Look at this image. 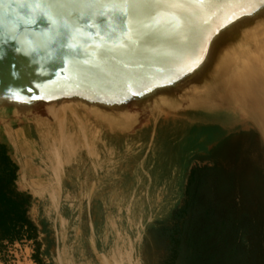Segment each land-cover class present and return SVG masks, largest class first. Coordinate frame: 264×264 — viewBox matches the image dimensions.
Returning a JSON list of instances; mask_svg holds the SVG:
<instances>
[{"label":"water","instance_id":"obj_1","mask_svg":"<svg viewBox=\"0 0 264 264\" xmlns=\"http://www.w3.org/2000/svg\"><path fill=\"white\" fill-rule=\"evenodd\" d=\"M263 54L260 0H0V124L63 97L135 119L110 130L157 109L219 123L230 106L189 105L190 92L213 93L219 59L232 68ZM162 97L179 107H153Z\"/></svg>","mask_w":264,"mask_h":264},{"label":"trees","instance_id":"obj_2","mask_svg":"<svg viewBox=\"0 0 264 264\" xmlns=\"http://www.w3.org/2000/svg\"><path fill=\"white\" fill-rule=\"evenodd\" d=\"M190 149L196 163L189 166L188 158L176 165L182 169L184 164L187 170L180 199L144 229L142 262L264 264V145L258 131L233 130L203 149L205 153ZM246 167L251 183L243 173ZM18 177L13 147L0 132V262L7 264L14 257V244L29 242L33 263L44 264L52 240L45 226L32 218L34 199L18 188Z\"/></svg>","mask_w":264,"mask_h":264},{"label":"crops","instance_id":"obj_3","mask_svg":"<svg viewBox=\"0 0 264 264\" xmlns=\"http://www.w3.org/2000/svg\"><path fill=\"white\" fill-rule=\"evenodd\" d=\"M190 115L192 114H185L181 119L190 121L192 120ZM63 120L68 126L67 116ZM193 122L192 125L199 129L215 124H204L198 117L194 118ZM62 125L59 133L61 128L65 131L66 125ZM158 125L159 123L156 126L152 125L149 138L144 140L138 136L145 131V126L130 132L107 130L96 127L84 114L70 108V135L65 132L70 137V160L63 166L58 195L43 188L31 189L34 182L43 178L40 173L41 158L45 156V148L49 144L44 141V145L37 138L39 144L33 145L32 142H36V139L29 124L22 122L12 123L8 128L2 126L1 133L12 145L19 165L18 188L32 195L34 201L30 214L39 227L45 226L52 240L51 246L43 254L44 264H51L54 260L59 264L58 252L64 251L68 244L80 240V238L70 240V233L62 232L61 227L65 226V223L69 229L74 223L81 224L82 251L90 262L93 256L96 258L97 254L104 250L105 245L116 242V238L122 233V229L118 228L123 225V213L129 211L131 214L130 219L128 215L126 216L125 225L137 227L143 222L147 225V222L145 215H133V212H138L140 209L136 206H150L155 202L154 197L158 194L161 197L157 198L156 206H174L177 203L186 181L187 170L184 164L182 169L175 168L174 171L158 174L157 182L151 174L156 160L154 158L149 160V148L155 141ZM50 129L54 132L58 127L53 122ZM16 131L21 132L24 138L13 140L11 135ZM143 146L145 150L141 157L135 158V155L141 153L139 148ZM134 147L137 148L135 152H133ZM128 153L131 155V161H125L124 157ZM38 206L54 207L53 224L48 218L37 215L34 217L33 213L39 209ZM45 237L46 233L42 231L39 238L43 240ZM17 246L24 254V258L32 251L24 243L14 244V247ZM44 248L45 245L42 244L41 249ZM15 255H17L16 249ZM29 260L31 264H35L31 259Z\"/></svg>","mask_w":264,"mask_h":264},{"label":"rangeland","instance_id":"obj_4","mask_svg":"<svg viewBox=\"0 0 264 264\" xmlns=\"http://www.w3.org/2000/svg\"><path fill=\"white\" fill-rule=\"evenodd\" d=\"M71 109L81 114H84L85 117L89 119L90 122L96 127L106 128L107 130H110V127L106 123L95 118L86 109L82 108L81 106L72 105ZM166 113L167 112L165 110L157 109L152 111L143 119H141V121L144 122L145 124L144 125L145 131H142L138 136L140 139H144V140L148 139L151 133L152 123L154 122L155 119L158 118L159 125L155 135V141L153 144H151V147L149 148L150 150L149 160L151 161L153 158L156 160L154 164L155 165L154 170L151 173L153 177H155L154 179L156 182L158 181L157 178V176H159L158 174H161L162 172L166 173L169 170L174 171L176 165H178V163L182 162L184 159L189 160L188 158H190L189 166L196 163V161L191 157L192 154H194L193 150L192 152H187V150L189 151L190 148L199 149V147H202L201 149H199L198 152L205 153L206 150L203 149H209L220 138L227 135L233 130L258 128L256 121L249 114L240 111V109H238L234 104L225 109V112L220 117L222 121H220L219 123H215L213 126L210 125L207 127L206 126L202 127L199 131H197L199 127H195L194 125H192L194 123L193 118L190 121H186L179 117L168 116L166 115ZM66 116L69 121L68 126L66 122H64L63 120V118L64 117L66 118ZM22 122L25 124H29L31 126L32 134L36 139V142L35 141L32 142L33 145L37 143L39 144L38 139H40L41 142L45 141L49 145H52L54 141H56L59 137L60 125L62 124H64V126L66 125L65 132L70 135V107L69 109H66V111H60L57 115H52L50 113L44 112L42 114L33 117H27L22 119H15L9 122L8 121L3 122L2 124H0V132H2V126H4V128H8V126L11 125L12 123L20 124ZM53 122L58 127V129H55L54 132H52L50 129V125ZM135 128H139V127L136 126ZM12 134L13 135H11V137L15 141L23 138V137H17L16 135H14V133ZM195 134H198L197 135L198 139L197 137H195ZM145 146L139 148V152L141 153H139V155H135V158L141 157L142 152L145 150ZM136 149L137 148L134 147L133 152H135ZM130 150H128V152H130ZM18 157H20L19 154ZM124 158L125 161H129V160L131 161L130 153H128ZM69 160L70 158H68L65 161L61 160L62 170H63V166L69 163ZM260 166L264 168V161L260 163ZM249 172H250L249 167L244 168V172H243L244 175L249 176L247 179L248 182L249 180H251L250 179L251 174L249 175ZM160 181H162V179ZM59 188H60V181L56 182L54 180L45 181L43 186V189L49 190L52 192V194H57V195L59 194ZM160 197L161 195L159 194L156 195L154 197L155 202L151 203L150 206H136V208L139 207L140 209L138 212L137 211L135 213L133 212V215L134 216L145 215V221L148 224L154 217L165 213L166 210L164 209L168 208L169 206H156L155 204L157 202V198ZM38 207L39 209H36L35 212L33 213L34 217L37 215L39 217L42 216L44 218H48L49 220H51V223L53 224L52 217L54 214L53 213L54 207L53 206H38ZM127 215H128V219L131 218L130 212L127 211L126 213H123L124 220ZM124 220H123V225L118 228L119 230L122 229V233L116 238V242L105 245L104 250L102 252H99L96 258L93 256L90 262H88L87 259L84 257L82 251L83 231L81 224L79 225L77 223H74L72 224V227L69 229L67 228V224L65 223L64 224L65 226L61 227L62 232L64 234L70 233V240H73L74 238H80V240L68 244L67 248H65L64 250L65 253L63 250H60L58 252L57 255L58 263L59 264H144L141 259V244H142L141 239L146 225H144L143 222L140 223L137 227H134L132 225L128 226L125 225ZM57 229L59 230L58 227ZM24 244L29 248V250H32L31 243L24 242ZM15 249L17 250V255H15ZM10 252L11 254H13L14 257L11 260H9L7 264H31L29 259H31L30 255L32 251H30L29 256H25V258H24V254L20 252L18 246L11 247ZM51 262H52L51 264H57L55 260ZM150 263L153 264V261L151 260ZM0 264L3 263L0 262Z\"/></svg>","mask_w":264,"mask_h":264},{"label":"bare ground","instance_id":"obj_5","mask_svg":"<svg viewBox=\"0 0 264 264\" xmlns=\"http://www.w3.org/2000/svg\"><path fill=\"white\" fill-rule=\"evenodd\" d=\"M247 54L248 52L245 57L250 56ZM250 59L254 61L253 56ZM246 60L247 58H241L240 62L231 68L227 60H224V58L219 59L218 68H216L214 74L209 78L216 84L213 93L207 95L191 91L188 104L202 105L211 103L212 101H217L222 107L234 104L240 111L250 114L259 124L264 134V54L263 58L261 60L258 59L257 63ZM174 101L176 100H167L162 97L157 103L153 104V107L164 106L171 109L179 107ZM72 105L81 106L86 109L91 115L106 123L110 128L128 130L135 123V119L130 114H124L123 121L119 122L101 110V107L98 105H90L88 102L77 97H63L50 101L46 109L50 114L57 115L60 111H66L69 107L71 108ZM14 135L24 138L21 132L16 131ZM43 144L45 145L44 142ZM68 158H70V137L61 128L59 139L54 141L52 145L46 146L45 156L41 158L42 169L40 173L43 178L41 181H36L33 184L30 182L32 184L31 189H42L45 181L48 180L61 181V160L65 161Z\"/></svg>","mask_w":264,"mask_h":264},{"label":"snow or ice","instance_id":"obj_6","mask_svg":"<svg viewBox=\"0 0 264 264\" xmlns=\"http://www.w3.org/2000/svg\"><path fill=\"white\" fill-rule=\"evenodd\" d=\"M260 2L262 3V4H264V0H260ZM237 17H233V19H236ZM34 22V21H33ZM229 23H231V21H229ZM17 50H22V49H17Z\"/></svg>","mask_w":264,"mask_h":264}]
</instances>
